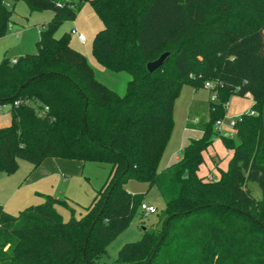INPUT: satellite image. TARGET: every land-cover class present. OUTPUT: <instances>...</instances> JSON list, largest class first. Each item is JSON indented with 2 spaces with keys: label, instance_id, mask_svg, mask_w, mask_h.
I'll return each mask as SVG.
<instances>
[{
  "label": "trees",
  "instance_id": "obj_1",
  "mask_svg": "<svg viewBox=\"0 0 264 264\" xmlns=\"http://www.w3.org/2000/svg\"><path fill=\"white\" fill-rule=\"evenodd\" d=\"M18 1L53 16L34 53L0 62V104L11 105V122L0 127V172L13 173L18 159L37 167L47 157L104 161L110 170L79 218L64 220L55 205L67 202L51 195L17 214L0 204V264H97L140 211L130 179L157 186L164 208L159 226L125 243L114 264H264V0H0V37ZM85 2L103 25L93 57L130 75L122 95L95 78L68 33L55 36ZM164 52L162 65L148 71ZM206 81L218 83L217 98L193 100L197 120L186 122L202 136L159 172L175 99L184 84L198 89ZM246 94L251 111L220 135L214 124L225 103ZM18 99L28 102L13 106ZM216 136L231 157L208 179L197 172Z\"/></svg>",
  "mask_w": 264,
  "mask_h": 264
},
{
  "label": "rangeland",
  "instance_id": "obj_2",
  "mask_svg": "<svg viewBox=\"0 0 264 264\" xmlns=\"http://www.w3.org/2000/svg\"><path fill=\"white\" fill-rule=\"evenodd\" d=\"M52 16L53 13L50 10L33 11L29 13L27 4L24 1H18L15 5L12 20H16V22L24 26L39 29L42 23L48 22ZM102 26L101 20L93 11L90 3L85 2L73 20H67L62 23L55 32V36L60 37L63 33H68L70 46L74 49L76 48V50L80 51L92 64L102 69L103 67L95 61L91 51L92 39ZM13 27L12 25L11 28L7 30L5 37L0 38V44L1 46L3 45L2 47H6V45L13 47L16 43L15 41L17 38L14 35H10ZM71 28H76L78 32L85 36L86 40L84 42H79L76 36L71 34ZM8 53V56L12 55L11 51ZM2 54L3 52H0V57ZM0 60H2V58ZM123 74L128 75L127 73ZM195 91H197L196 94ZM206 97L207 99L210 98V92L205 87L195 89L189 84H184L182 86L179 95L174 101L173 127L170 138L158 163L159 172L169 166L170 162H168V159L170 154L176 153L181 155L183 149L181 147L183 128H185L186 120H193L194 118V116L189 114V103L193 98L205 100ZM241 101L242 100L237 102L239 103ZM227 112L228 115L224 119L220 135H229V132H232V128L228 125L230 120L228 117L233 118L236 116L231 115V110H229V108ZM7 116L8 115L0 117V121L6 119ZM218 145H220L223 150L219 151V159L224 162L230 151L222 143L219 136L214 137L212 145H210L208 150L209 152H213V148ZM208 150L204 153L205 160L200 165L201 168H199V170L203 169V173H205L204 175L206 176H208V172L211 171L215 176L219 173V170L215 168L213 161L208 155ZM215 157L218 158L217 155ZM219 159L218 161H220ZM206 162H209V165H206ZM60 167V170L40 174L36 173L37 169H33V166L28 161L18 159L17 168L13 173L6 174L0 172V203L3 209L10 214H17L20 210H23L29 205L41 204L44 201L45 195H51L67 202V206L62 203L55 205L56 211L64 220H68L72 216L79 218L84 213V208L93 200L96 190L105 182L110 170V164L104 161H86L82 163L78 159H64ZM126 186L131 193L141 195L144 202L155 206L156 213L144 215L141 211H137L128 227L113 239L107 246L104 254L98 256L95 260L97 264H114L118 250L125 243L140 239L144 228L159 226L158 218L164 208V200L157 186L154 185L149 187L147 182L136 179L128 180ZM250 186L254 192L257 193L259 191L256 183H251Z\"/></svg>",
  "mask_w": 264,
  "mask_h": 264
},
{
  "label": "crops",
  "instance_id": "obj_3",
  "mask_svg": "<svg viewBox=\"0 0 264 264\" xmlns=\"http://www.w3.org/2000/svg\"><path fill=\"white\" fill-rule=\"evenodd\" d=\"M14 10H15V7H14ZM29 13H31V12L29 11ZM45 23H47V22L42 23V25L39 27V29L38 28L34 29V28H31L28 26H24L21 23L16 22V20H12V22L9 24V28H11L12 25L14 27H13V30H12L10 35H14L17 38V40L15 41L16 43L14 44L13 47H10L7 45H6V47H2L3 45L1 46V44H0V52L1 53L3 52L0 59L1 58L3 59L4 57H8L10 60H15L22 55H25L28 53H34L37 49L36 48V42L39 39L40 30ZM5 35L2 37H5ZM2 37H0V38H2ZM34 42H35V44H34ZM10 51L12 52L11 53L12 55L8 56V54H9L8 52H10ZM87 61L93 67L94 76L99 82H101L104 85H106L107 87L111 88L116 93L118 92L117 94H119V95H122L125 92L126 84H127L128 80L130 79V75L128 73H127L128 75L123 74L126 72H115V73H118V74H115L114 71H111V70H108L105 68L99 69L97 65L92 64L88 59H87ZM0 62H1V60H0ZM196 92L197 91H195V94H196ZM193 100L197 101L199 103H202V102L207 101L208 99H207V97L205 100L200 99V98L199 99L193 98L191 100V102ZM240 100H242V101L238 103L237 101H240ZM191 102L189 103V105L191 104ZM253 103H254V101L249 94H246L245 96H242V97L241 96H235V95L229 97L228 104H227L225 115H224L223 119H225V117H227V115H228V112H227L228 108H229V110H231V115L238 117L244 112L251 111ZM5 115H8V116L6 119L0 121V127L7 126L11 122V113H10L9 109L0 111V117L5 116ZM236 117H233V118H236ZM193 120L194 121L197 120V117L196 118L194 117ZM186 122H187V120H186ZM232 133H233V130H232V132H229V135ZM201 136H202V132L200 130L194 129V128H187L186 123H185V128H183V132H182V138H181V142H182L181 144L182 145H181V147L182 148L184 147V145L187 143L188 139H197ZM209 147L207 148V150L209 149ZM207 150L203 152V158L205 156L204 153L207 152ZM219 151H223L220 145L215 146L213 148V152H209V150H208V155L210 156L211 160L213 161L215 168L218 169L219 173H220V170L224 171L227 169L228 161H229V158L231 157V151L229 150L230 153L228 152L227 157H226L224 162H222L219 159L220 158ZM216 155L218 156V158L215 157ZM179 157H180V155H178L176 153H172V155L170 154V157L168 159V162H170L169 165L174 163ZM171 158H173V159H171ZM218 159L220 161H218ZM63 161H64V158L47 157L37 167H33V169H37L36 173H40V174L49 173L50 171L60 170L61 169L60 165H62ZM82 163H84V162H82ZM206 165H209V162H206ZM199 168H201V166H199ZM199 168H198V172H197L198 175L199 176H206V175H204L205 173H203L204 172L203 169L199 170ZM219 173L214 176L213 173L211 171H209L208 175H211L214 178H217L219 176ZM126 188H127V186H126ZM127 190H128V188H127Z\"/></svg>",
  "mask_w": 264,
  "mask_h": 264
},
{
  "label": "built area",
  "instance_id": "obj_4",
  "mask_svg": "<svg viewBox=\"0 0 264 264\" xmlns=\"http://www.w3.org/2000/svg\"><path fill=\"white\" fill-rule=\"evenodd\" d=\"M70 32H71V34H74L76 36V38H77V40L79 42H84L86 40L85 36L82 33L78 32L76 30V28H71ZM11 61H12V63L15 62V60H11ZM217 85H218V83L217 82H213V81H206L204 83V87L207 88L209 90V92H210V99L211 100H215L217 98V91H216ZM27 102H28L27 100H25V101H22L20 99L14 100L13 106H18L21 103H27ZM227 104H228V102L225 103V107H227ZM10 107H11L10 104L1 103L0 104V111L6 110V109L8 110V109H10ZM45 109H47V107H45ZM236 118H228V119H230L228 125L231 128H233ZM223 124H224V119L223 118L216 120L215 124H214L215 125V129L220 131L222 126H223ZM213 178H214L213 176L208 175V179H213ZM139 209L144 215L156 213L155 206H153L151 204H148V203H146L144 201L140 203V208Z\"/></svg>",
  "mask_w": 264,
  "mask_h": 264
},
{
  "label": "water",
  "instance_id": "obj_5",
  "mask_svg": "<svg viewBox=\"0 0 264 264\" xmlns=\"http://www.w3.org/2000/svg\"><path fill=\"white\" fill-rule=\"evenodd\" d=\"M167 52L162 53L156 60L150 61L147 63V69L148 71L152 72L156 68L160 67L167 57Z\"/></svg>",
  "mask_w": 264,
  "mask_h": 264
}]
</instances>
